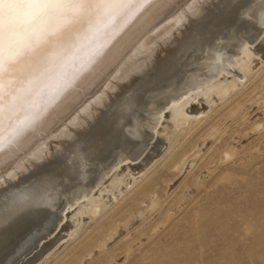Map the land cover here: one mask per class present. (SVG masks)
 <instances>
[{
	"label": "bare ground",
	"instance_id": "bare-ground-1",
	"mask_svg": "<svg viewBox=\"0 0 264 264\" xmlns=\"http://www.w3.org/2000/svg\"><path fill=\"white\" fill-rule=\"evenodd\" d=\"M29 27L21 19L22 35ZM263 41L264 0H156L98 41L102 55L84 48L48 69H25L20 79H36L11 126L7 112L0 124V264H36L31 254L41 258L116 199L161 156L160 141L143 160L156 135L205 113L210 103L194 105L199 97L221 100L239 87L251 56L263 61Z\"/></svg>",
	"mask_w": 264,
	"mask_h": 264
},
{
	"label": "rangeland",
	"instance_id": "rangeland-1",
	"mask_svg": "<svg viewBox=\"0 0 264 264\" xmlns=\"http://www.w3.org/2000/svg\"><path fill=\"white\" fill-rule=\"evenodd\" d=\"M251 58L239 87L221 100L215 92L199 97L194 105L210 103L205 113L156 135L143 160L160 141L163 151L143 175L121 185L96 214H85L45 257L29 258L38 257L36 264H264V58ZM65 227L52 239L65 235ZM112 227L117 233L104 244Z\"/></svg>",
	"mask_w": 264,
	"mask_h": 264
},
{
	"label": "snow or ice",
	"instance_id": "snow-or-ice-1",
	"mask_svg": "<svg viewBox=\"0 0 264 264\" xmlns=\"http://www.w3.org/2000/svg\"><path fill=\"white\" fill-rule=\"evenodd\" d=\"M156 0H0V124L11 122L25 86L36 79H20L32 64L48 69L88 48L102 55L98 41L115 34L145 6ZM27 20V32L19 22ZM39 69H37V72ZM70 86V82L63 88ZM61 88L60 90H63ZM0 151H3L0 143Z\"/></svg>",
	"mask_w": 264,
	"mask_h": 264
},
{
	"label": "water",
	"instance_id": "water-1",
	"mask_svg": "<svg viewBox=\"0 0 264 264\" xmlns=\"http://www.w3.org/2000/svg\"><path fill=\"white\" fill-rule=\"evenodd\" d=\"M31 194H28L26 197H25V199H30L31 198ZM11 230V232H13V234H15L14 232H18V231H14L13 229H10ZM19 230V229H18Z\"/></svg>",
	"mask_w": 264,
	"mask_h": 264
}]
</instances>
